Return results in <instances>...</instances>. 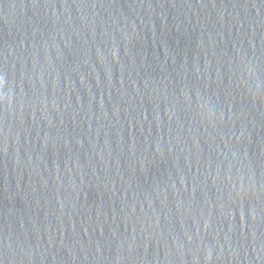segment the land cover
Returning <instances> with one entry per match:
<instances>
[{"label":"water","instance_id":"95a60500","mask_svg":"<svg viewBox=\"0 0 264 264\" xmlns=\"http://www.w3.org/2000/svg\"><path fill=\"white\" fill-rule=\"evenodd\" d=\"M0 264H264V0H0Z\"/></svg>","mask_w":264,"mask_h":264},{"label":"clouds","instance_id":"9594fccd","mask_svg":"<svg viewBox=\"0 0 264 264\" xmlns=\"http://www.w3.org/2000/svg\"><path fill=\"white\" fill-rule=\"evenodd\" d=\"M5 86V80L4 77H0V89H3ZM10 95L11 93H7V94H0V101H5V100H9L10 99Z\"/></svg>","mask_w":264,"mask_h":264},{"label":"snow or ice","instance_id":"6c2138e0","mask_svg":"<svg viewBox=\"0 0 264 264\" xmlns=\"http://www.w3.org/2000/svg\"><path fill=\"white\" fill-rule=\"evenodd\" d=\"M0 77H2V76H0Z\"/></svg>","mask_w":264,"mask_h":264}]
</instances>
